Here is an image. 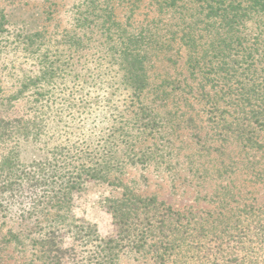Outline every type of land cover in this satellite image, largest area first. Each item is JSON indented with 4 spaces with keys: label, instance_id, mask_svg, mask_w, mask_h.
Returning <instances> with one entry per match:
<instances>
[{
    "label": "rangeland",
    "instance_id": "1",
    "mask_svg": "<svg viewBox=\"0 0 264 264\" xmlns=\"http://www.w3.org/2000/svg\"><path fill=\"white\" fill-rule=\"evenodd\" d=\"M196 3L0 0V264H43L30 240L67 216L61 264H93L94 233L116 264H264L251 45L208 39ZM53 157L80 177L67 213L30 211L45 188L3 191Z\"/></svg>",
    "mask_w": 264,
    "mask_h": 264
},
{
    "label": "trees",
    "instance_id": "2",
    "mask_svg": "<svg viewBox=\"0 0 264 264\" xmlns=\"http://www.w3.org/2000/svg\"><path fill=\"white\" fill-rule=\"evenodd\" d=\"M190 2H197V8H194L196 15H202L204 18H215L212 24L205 26L206 36L210 39L218 31L219 37L222 42L226 39H234L238 46L241 47L244 42L251 45L249 48L250 62L247 67L243 64V72L251 75V91L253 99L258 102L263 100L264 96V0H159V5L162 9L178 10ZM200 19V18H199ZM197 20V19H196ZM195 20L194 24H188V33L185 34L186 45H188L189 58L193 59L196 56V41L193 37V31L198 29V23ZM203 24V23H202ZM196 25V26H195ZM204 28V27H203ZM241 50L245 51V48ZM249 58L243 57V62H247ZM247 59V60H246ZM261 75V76H260ZM243 77V75H240ZM242 84V82L240 83ZM243 103V102H240ZM250 118H255V122H259L264 127V106H256ZM25 132V131H23ZM254 149H260L258 141H252ZM65 157H53L50 160L34 161L31 164V169L21 171L18 177H21L20 185L11 187H4L3 191L13 193L17 191L21 185H26L30 191L37 188H45L48 194L47 200L41 202L36 199H30V211L35 213L42 212L45 209L53 212H68L70 209V200L73 192L80 188L79 174L66 164H63ZM84 172V171H82ZM84 174V173H83ZM92 174V173H91ZM77 176V177H75ZM4 192L0 191V212L5 210V203L1 198ZM140 201V200H139ZM51 212V211H50ZM48 214V213H47ZM33 214L28 213L26 218H32ZM70 217V216H69ZM37 220V219H36ZM54 225H47L50 229L47 232L41 233L30 242L33 250H36L34 255L37 260H44L43 264H61L64 255L68 249H63L60 245V236L55 231L59 223L70 224L72 220L65 218L62 221L45 219ZM77 227V226H76ZM78 228L81 230L90 229L88 226L80 225ZM91 230V229H90ZM88 231L90 233L91 231ZM95 236V249L93 264H116V244L114 239H101L96 233ZM15 238V237H14ZM16 244L21 245L22 248L28 244L22 243L21 240H15Z\"/></svg>",
    "mask_w": 264,
    "mask_h": 264
}]
</instances>
